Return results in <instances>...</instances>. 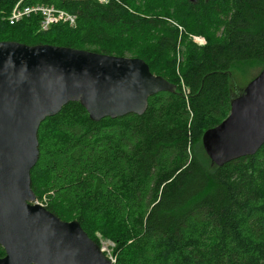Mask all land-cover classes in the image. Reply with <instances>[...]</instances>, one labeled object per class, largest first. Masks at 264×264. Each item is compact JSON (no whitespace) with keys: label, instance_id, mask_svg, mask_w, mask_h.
I'll list each match as a JSON object with an SVG mask.
<instances>
[{"label":"trees","instance_id":"trees-1","mask_svg":"<svg viewBox=\"0 0 264 264\" xmlns=\"http://www.w3.org/2000/svg\"><path fill=\"white\" fill-rule=\"evenodd\" d=\"M18 1L0 0V42L138 58L176 85L150 97L142 115L92 121L70 102L42 122L30 178L44 208L77 221L99 247L96 233L113 242L114 264H264V144L221 166L202 146L204 132L229 114L233 73L264 68V0H23L77 18L47 31L37 14L6 21ZM179 42L187 98L176 74Z\"/></svg>","mask_w":264,"mask_h":264},{"label":"water","instance_id":"water-1","mask_svg":"<svg viewBox=\"0 0 264 264\" xmlns=\"http://www.w3.org/2000/svg\"><path fill=\"white\" fill-rule=\"evenodd\" d=\"M175 91L138 58L1 41L0 264H112L77 221L30 204L36 199L30 172L39 158V126L70 102L100 121L142 115L150 97ZM263 144L264 68L231 100L228 116L202 136L206 155L218 166L252 156Z\"/></svg>","mask_w":264,"mask_h":264},{"label":"built area","instance_id":"built-area-1","mask_svg":"<svg viewBox=\"0 0 264 264\" xmlns=\"http://www.w3.org/2000/svg\"><path fill=\"white\" fill-rule=\"evenodd\" d=\"M23 0L18 1L12 10L10 11L7 21L10 25H14L21 21L24 18L29 17L30 15L37 14L41 17L39 29L40 31H47L52 25L55 24H67L70 27H74L76 24V16L67 13L64 10L57 9L56 7L52 5H45V4H35V5H23ZM100 4H106L108 1H101L99 0ZM104 2V3H103ZM180 34L182 33L181 29L176 27ZM192 40L195 42L198 46H203L206 44L205 40L201 37H195L192 36ZM179 44L176 48L178 50ZM177 76L179 79V83L181 84L183 96L187 98V95L189 94V89H187L183 82H182V76L177 71ZM31 205H39L42 207H45L47 204V197L44 196L42 199L36 198L34 202L30 203ZM101 250L104 252L105 249L101 248ZM107 257V256H106ZM112 264L115 263V260H112L111 258L107 257Z\"/></svg>","mask_w":264,"mask_h":264},{"label":"rangeland","instance_id":"rangeland-1","mask_svg":"<svg viewBox=\"0 0 264 264\" xmlns=\"http://www.w3.org/2000/svg\"><path fill=\"white\" fill-rule=\"evenodd\" d=\"M96 1L99 2V0H96ZM101 1H108V0H101ZM125 7L132 12V10L129 7H127L126 5H125ZM7 17H8V15L5 17L6 21H7ZM163 19L165 21H167V23L170 26L175 27V28L176 27L180 28L181 31H182V36L183 35L186 36L187 39L190 42L195 44V42L192 40V36L201 37V38H203L205 40V38L203 36H201V35L187 33L185 28L182 25H180L177 21H175L174 19H171V18H163ZM218 35H220V31H219ZM180 37H181V35H180ZM205 42H206V40H205ZM183 60H184V46H183L182 42L181 43L179 42L178 50H176V53H175L176 71H180L179 68H180V65L183 63ZM261 68H262V66L257 65L256 67L249 68L245 72H242V73L241 72H234L233 73V76H232V89L234 90V87H235V95H236L235 97H237V96H239L241 94V90L243 91V89L247 85V83H249L250 80L258 72H260L263 69V68L262 69ZM44 196L45 195L43 194V196H41L39 198L42 199ZM96 236L101 241V248L105 249L104 254L107 257L111 258L112 260H115L116 256L113 253V249L115 247V244L113 242L109 241V240H103L99 233H96Z\"/></svg>","mask_w":264,"mask_h":264}]
</instances>
